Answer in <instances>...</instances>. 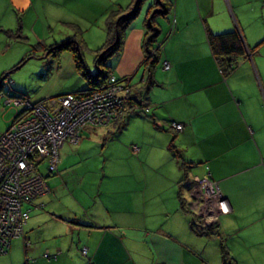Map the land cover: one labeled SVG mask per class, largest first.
<instances>
[{
  "label": "crops",
  "instance_id": "0c3cea01",
  "mask_svg": "<svg viewBox=\"0 0 264 264\" xmlns=\"http://www.w3.org/2000/svg\"><path fill=\"white\" fill-rule=\"evenodd\" d=\"M131 2L0 0V57L9 53L0 65L6 70L3 75L9 76L26 59H36L41 54L42 59L28 67L39 77L38 84L30 88L33 99L87 88L71 53H46V45L79 38L82 59L84 47L91 48L88 50L93 68L86 60L83 62L93 74V57L104 42L103 24L108 9L127 8ZM170 2L167 27L160 25L166 39L151 72L155 83L147 88L146 100L142 101L150 117L130 114L120 129L134 131L129 151L139 158L129 165L130 180L117 186L123 188L125 196H109L103 202L98 199L96 207L95 202L88 204L84 196L73 197V203L57 207L51 200V196L58 200L55 183L26 204L24 239L9 240L6 252L0 254V264H221L220 253L213 244L211 250L207 245L203 247L202 239L207 236L196 234L189 227L191 218L185 209L189 204L180 191L188 195L193 183L191 179L187 183L181 181L179 159L194 162L186 171L187 177L206 174L224 196L228 211L217 215L212 231L222 229L235 236V263L264 264V0ZM134 18L125 28L118 52L105 62L112 74L127 76L131 88L141 92L146 77L141 64L142 14L141 18ZM233 29L242 40L245 53L236 57L231 71L222 74L209 51L205 32ZM163 61L168 62V68L161 67ZM7 79L11 94L28 96L24 90L27 82L24 85ZM15 109L6 121L8 125L21 107ZM171 121L180 122L181 128L173 129ZM111 126L116 123L84 125L80 131L91 129L96 133L95 128L100 131ZM83 132H79L75 142L78 148ZM157 140L158 154L166 166L160 163L151 167L160 181L150 196L146 192L148 168L143 162L151 142ZM68 150L59 152L57 163L63 162ZM61 185L67 187L66 192L69 190L66 183ZM161 191L165 192L164 199ZM54 253L55 258L50 257Z\"/></svg>",
  "mask_w": 264,
  "mask_h": 264
},
{
  "label": "built area",
  "instance_id": "2783aa9c",
  "mask_svg": "<svg viewBox=\"0 0 264 264\" xmlns=\"http://www.w3.org/2000/svg\"><path fill=\"white\" fill-rule=\"evenodd\" d=\"M168 65L163 61L161 67ZM126 84L109 74L101 87L83 94L56 93L38 100L14 96L4 101L21 109L0 133V254L8 241L19 235L26 220L21 201L47 191L38 164L45 162V170L51 172L57 163V149L63 142H75L81 125L98 126L118 118L121 100L129 91ZM131 98L137 102L136 96ZM170 125L175 130L182 126L177 122ZM193 178L196 184L188 193L189 207L202 214L206 222L215 221L217 215L228 211L226 200L206 174Z\"/></svg>",
  "mask_w": 264,
  "mask_h": 264
},
{
  "label": "rangeland",
  "instance_id": "374dc122",
  "mask_svg": "<svg viewBox=\"0 0 264 264\" xmlns=\"http://www.w3.org/2000/svg\"><path fill=\"white\" fill-rule=\"evenodd\" d=\"M150 1L151 0L142 1L144 2V4L141 9V13L138 12L135 18L136 17L139 18V16L141 18V14L143 17L146 6ZM166 17L167 14H155V16L153 17V24L154 26H156L158 33H156V35L153 38L155 40L152 46L153 48L157 47L158 55L161 49V45L166 39L165 36L166 32L162 30L161 33L160 31V25L163 26V28H165V26L167 27ZM88 49L91 48L86 45V47H84V50H82L83 59L84 61L85 60L87 61V64L89 66H92L93 65L92 53ZM8 54L3 56V58L0 57V65L2 64V60L5 61V58L6 56H8ZM35 58L36 59H30V58L26 59L24 61V64L22 63L19 69H17L15 72L12 71L9 74V76H6L4 82L1 84L0 127L4 126L2 129L7 128L8 123H6V121L10 120L11 116L15 113V111L17 110L15 108L21 107L19 105L12 106L4 102L7 99V97L3 92H5V90L9 92L12 91V89H10L9 86V81L8 82L6 81L7 77L10 79L11 82L14 80L18 84L25 85V82H27L24 90L28 91V96L25 95H21V96L23 98H29L30 100H36L33 99L34 97L32 91H30V88L38 84L39 77L33 68H28L29 66L36 64L38 60L42 59L41 54L36 55ZM156 62L158 63V59ZM5 71H6L5 69L0 68V75H2ZM125 95L126 94H124V98L121 100V105H122L121 112H124L126 109H128V106L126 105L127 103L124 104L126 100ZM107 124L108 123H105L103 125H98V127ZM146 124L150 128L149 123ZM98 129L99 128H95L94 132L96 133H92L91 129L86 131L84 130V132L89 133L88 135H86L83 131H80L83 132L82 134L84 136L80 148H78L77 144H75V142H77L78 139L73 143H68V142L63 143L62 148L58 149L57 161H60L59 158H61V154L59 152L64 151L65 153V149L68 150L67 148H70L71 150L70 151L68 150L69 152H66L68 156H66V158L64 157L62 163L58 162L57 167L52 172L50 173L44 172L43 170L44 164L41 163L39 165V170L44 176V180L47 185V188L52 187L55 183L57 185L56 196L58 197V200L57 198L56 200H54L53 197L51 196L52 203L55 206L61 207L65 204H71L73 203L72 200L73 197L80 198L84 196L85 198L88 199V204L91 203L92 205V203L95 202V205L93 207H96L97 202H99L98 199H100L103 202L109 196L112 199H118L125 196V191L123 190V188H118L117 186H122L124 181L130 180L129 165L134 163V161L137 162L139 159L134 153L132 155V153H130L129 151L130 146L128 143L130 138L133 137L134 131L131 128L129 129L123 128L122 130L115 133L113 126L101 129L100 131ZM158 142L159 140L155 142H151L152 146H150L149 148L150 150L148 155L146 156V160L145 162H143L145 166H147L148 168L147 175H148L149 183L146 192L150 196H152L151 195L152 192H155L157 190V188L155 189V187L158 186V181H160L158 174L156 173V171L152 172L151 167H154L160 163H163L166 166V162L163 161L162 156L158 154V149L156 148L159 146ZM35 149L37 150L36 147ZM191 180L193 183L192 188H195L194 185L196 184V181L192 176H191ZM61 182L66 183V185L68 186L69 190L67 192L66 190H64V187L65 188L67 187L65 185L64 186L61 185ZM180 193L185 199H187L186 203L188 204L190 202L188 195L184 192V190H181ZM161 196L164 199L165 192L161 191ZM151 202L154 205V200L152 197H151ZM25 204L26 203H23L22 205L24 206ZM185 209L188 211L187 215L189 219H190V215L193 216L197 226H199L200 229L202 228L209 229L216 226L217 219L214 218L215 221H213L212 219L210 220V222L208 221L206 222L205 217L202 214L198 213L196 209H195L196 212L192 209V207L189 206H186ZM208 219L209 218L207 216V220ZM23 234H24L23 225L21 224V232L17 237L23 238ZM203 238H204L202 239L203 247L207 245V249L211 250L210 244H213L219 253H220L219 247H222V250L227 253V257H230L229 259H227V261L229 260L228 261L229 264H236L235 261L233 260V257H235L236 255V244H237L234 235H229L227 233H224L222 229H219L216 232H214L212 235L210 236L207 235V237H203ZM198 241L201 242V239ZM23 243L24 245H28V242L25 240H23ZM6 246H8L7 243ZM212 254L214 253L212 252ZM215 255L216 254H214V256ZM209 256L211 257V252L209 253Z\"/></svg>",
  "mask_w": 264,
  "mask_h": 264
},
{
  "label": "trees",
  "instance_id": "16d2710c",
  "mask_svg": "<svg viewBox=\"0 0 264 264\" xmlns=\"http://www.w3.org/2000/svg\"><path fill=\"white\" fill-rule=\"evenodd\" d=\"M142 1L143 0H132L131 4L127 8L117 7V8H115L116 10L115 9H108V13L106 14V18H105V21L103 24V30H104V35H105L104 42L100 47H98L95 50V55L93 57V62L95 65V72L93 74L88 71L87 67L85 66V64L83 62L82 54H81V42H80L79 38L69 37V38L63 39L57 43H52V44L46 45L45 51H47V53H53L54 54V53H57L61 50H68L71 53L74 67L77 69L79 74L85 78V80L88 84V87L83 89V90L72 91L69 93L83 94V93H86L92 89L98 88L104 83L107 76L109 74H112L110 72V66L106 64L105 60L110 55L118 52V49L122 44V38H123L125 28L127 27L128 23L137 15V13L139 11L140 4ZM170 8H171L170 0H151L147 4L146 9L144 11V15L142 17L143 31H142V35H141V48H142L143 53H144V58H143L141 64L145 68L146 77H145V80L143 81L142 86H141L142 91L140 92V89L137 90L135 88L133 90L127 81L128 77H117L114 74H112L115 77V79L126 81V83H127L126 85L128 87V90H129L127 93H125L126 94L125 99L128 102V104H126L128 106V109H126L124 112H122L118 118L111 121V122L116 123V126L114 127V131H116V132L119 131L124 126L126 119L130 114H143L147 117L148 116L150 117V115H147L145 113L144 108L146 107V104H145V102L142 103V101L146 100L145 92H146L147 88L154 85V83H155L154 80L152 79V73L151 72H152V68L155 66V63L158 59V54H157V47L153 48L152 45H153L154 40H155L153 38L156 35V33H158V31H157L156 26H154V24H153V17L155 16V14H168ZM172 27H173V20H171V22H170V28L172 29ZM171 29H170V31H171ZM205 39H206V43L208 45L209 51H210L213 59L217 63L222 74H226L229 71H231V69L233 68V65L235 64L236 57L241 56L245 53L244 44H243L238 32L234 29L221 31V32L206 31L205 32ZM36 44L37 43L31 44L30 47L33 48ZM31 51H32V49H31ZM5 77L6 76L3 74L0 75V89H1V84L3 83V80L5 79ZM3 93L6 95L7 98H10V96L11 97L15 96L14 94H11V92H9L7 90H5V92H3ZM63 93H67V92H63ZM17 96H21V95H17ZM132 96L137 97V102L132 100V98H131ZM9 105H12V104H9ZM17 116H19V113H16L13 116L9 125L11 124V122H13L17 118ZM171 122H175V121H171ZM108 123H110V122H108ZM177 123H180V122H177ZM84 125L92 126L88 123L81 125L79 127V130H78V138H79V132H80L82 126H84ZM8 126H7V128H8ZM155 127H157V126H155ZM6 129H4L3 131H5ZM63 143H67V142H63ZM60 146H59V148H60ZM169 147L172 148L173 150H175V148L172 146L171 143H169ZM58 149H57V156H58ZM176 157L178 158L179 156L176 155ZM57 160H58V158H57ZM41 163L44 164V167H43L44 172L50 173V172H47L45 170V167H46L45 162H40L38 164V166H37L38 170H39V165ZM191 163H194V162L185 161V160H181V159L178 160L179 167L183 171L181 181H184L185 183H187L188 180L191 181L190 180L191 178L187 177V172H186ZM55 168H56V165H55ZM39 172H40V170H39ZM40 174L42 175L41 172H40ZM42 177L44 179L43 175H42ZM208 178L211 180V178L209 176H208ZM34 198H32V199H34ZM32 199L22 200L20 203L21 209L26 211V213L28 211V208H27L28 205H26V204L29 201H31ZM179 200H180V198H179ZM179 202L181 203V200ZM23 203H26V204L23 206L22 205ZM222 214H225V213H222ZM190 218L191 219L189 221V227L196 234H204L206 236L207 235L210 236L214 233V231H212L214 229V227L209 228V229H203V228L200 229L199 226H197L193 216H191ZM24 224H25V222H24ZM6 249L4 252H6ZM80 252L84 253V249H81ZM220 256H221V264H229V262H228L229 260L227 261V259H229L230 257H227V253L222 250V247H220ZM50 257L55 258V253L53 255H50Z\"/></svg>",
  "mask_w": 264,
  "mask_h": 264
},
{
  "label": "water",
  "instance_id": "95a60500",
  "mask_svg": "<svg viewBox=\"0 0 264 264\" xmlns=\"http://www.w3.org/2000/svg\"><path fill=\"white\" fill-rule=\"evenodd\" d=\"M47 53V52H46ZM225 199V198H224Z\"/></svg>",
  "mask_w": 264,
  "mask_h": 264
}]
</instances>
